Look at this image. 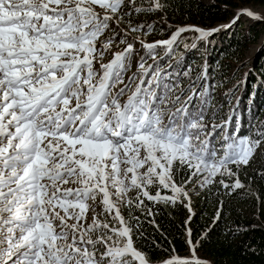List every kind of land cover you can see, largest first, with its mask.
<instances>
[{"label":"snow or ice","instance_id":"6c2138e0","mask_svg":"<svg viewBox=\"0 0 264 264\" xmlns=\"http://www.w3.org/2000/svg\"><path fill=\"white\" fill-rule=\"evenodd\" d=\"M171 8L170 0H0V264H216L199 255L203 240L190 227L183 256L173 248L153 260L134 236L146 239L145 221L159 230L160 205L186 209L187 226L199 189L255 195L240 174L264 156V121L240 135L235 94L249 78L254 94L264 90L251 55L264 51V34L248 50L255 36L245 32L228 53L234 66L221 62L214 83L206 68L185 69L177 48L181 34L207 42L241 15L264 22V9L203 27L167 24ZM157 14L171 35L148 42L158 24L147 18Z\"/></svg>","mask_w":264,"mask_h":264},{"label":"trees","instance_id":"16d2710c","mask_svg":"<svg viewBox=\"0 0 264 264\" xmlns=\"http://www.w3.org/2000/svg\"><path fill=\"white\" fill-rule=\"evenodd\" d=\"M170 3L172 8L167 12L166 19L167 24L173 26L185 24L215 26L226 22L238 8L264 7V0H170ZM225 3L229 4L228 11L224 9ZM242 18L248 19L247 16ZM248 21L249 24L244 31L241 30L244 24L239 19L230 28L213 34L209 41L196 44L195 48L181 47L184 43L193 44L190 36L179 38L177 52L184 54L182 66L187 69L190 65L194 70L193 75L206 68L211 82L219 80L221 62L229 65L234 62L228 53L235 54L245 32L249 36H255L251 45L254 43L258 45L260 42L264 22L253 19ZM148 22L152 21L148 20ZM159 27H163V31H160ZM169 32L167 25L159 24L157 31L148 37L164 38ZM251 45L245 44V49L249 50ZM196 56L204 60V66L199 64ZM166 61L169 62L163 60L162 63ZM252 64L256 69L264 71V67H261L264 65V51L255 54ZM256 83L255 79L249 78L242 85V89L235 94L240 98L241 125L238 129L240 135L249 134L253 126L264 121V90L257 88L254 94L253 85ZM250 99L254 102L249 103ZM261 165H264V156H258L253 164L240 174L243 183L247 185L251 182V190L255 195H246L239 190L233 195H224L222 186L219 187V192L213 187L210 191L199 189L193 193L192 207L195 215L187 226L184 224L188 217L186 209L171 206L165 208L163 205L156 207L154 210L159 214L155 219L160 228L156 230L145 221L143 228L146 239H136L134 236L136 247L149 252L153 260L167 256L173 248L183 256L187 252L185 231L186 227H190L193 231V239L203 240V246L198 249L200 256L212 259L216 264H264V180L258 176ZM179 178L178 176L177 179ZM223 179L225 182H230L227 176ZM221 202H223L222 208ZM217 209L221 211L218 220L215 219ZM135 214L140 215L139 212ZM123 215L127 218V209L123 210ZM237 230H240V234H229L230 231L236 233ZM153 240L156 242L155 245L152 244Z\"/></svg>","mask_w":264,"mask_h":264},{"label":"rangeland","instance_id":"374dc122","mask_svg":"<svg viewBox=\"0 0 264 264\" xmlns=\"http://www.w3.org/2000/svg\"><path fill=\"white\" fill-rule=\"evenodd\" d=\"M245 7L249 8L250 10L256 11V12H259V11H261L262 9H264V7H253V6H245ZM245 7H241V8H245ZM241 8H238V9H241ZM238 9H236V10H238ZM234 14H235V12L233 11L232 16H231L226 22H223V23H227V22H228V21L234 16ZM160 16H162V14H157V15H154V16H149V17H148V20H150V21H152V22H154V23H157L158 25H159V24H162V25L165 26V24H163V21L160 20ZM242 16H246V15H241L240 18H239V19L241 20V22L244 24V27L241 29L242 31H244V30H245V27L248 26V24H249V21H248V20H249V19H252V18L247 17L248 19H244V18H242ZM253 20H254V19H253ZM223 23H218V24H216L215 26H218V25L223 24ZM185 25H193V24H185ZM174 26H175V25H174ZM197 26H199V25H197ZM174 30H175V28L173 27L172 31H174ZM262 34H264V30L262 31ZM170 35H171V32H169L168 36H167V37H164V38H159V37H156V38H155V37H147V41H148V42H151V41H153V40H157V39H167ZM183 36H190L191 39H192V42L195 43V44H198V43L201 42L200 40L195 39L196 34L193 33V32H187V33L181 34V37H179V38H182ZM179 38H178V39H179ZM201 43H202V42H201ZM185 44H186V43L182 44L181 47H182V48H185ZM256 46H258L257 43L252 44V45L250 46L249 50H250L251 48H255ZM136 47L139 48L140 45L137 44ZM157 54H158L159 56L164 55V50L161 49ZM255 54H256L255 52H252V53H251L252 58L255 56ZM195 58H197V56H196ZM109 59H111V56H110V54L106 53V54L104 55V57H103V62H107V60H109ZM196 60L199 62V64H202L203 66L205 65L204 60L199 59V58H197ZM98 62H99V57H98ZM148 63H151V60H149ZM167 64H168V62L166 61L165 63H162V66H166ZM234 64H235V61L232 62V63H230L231 66H234ZM231 70H232V67L229 68V71H231ZM243 71H244V70L241 69V72H243ZM229 86H230V85L225 84V85L223 86V88L217 89V95L219 96V94L222 93L223 91H225ZM235 101H236V99H235V96H234V97L232 98V102L235 103ZM228 178H229V177H228ZM189 187H191V185H189ZM154 191H155V189H153V192H154ZM169 194H170V193H169ZM133 195H134V193H133Z\"/></svg>","mask_w":264,"mask_h":264},{"label":"water","instance_id":"95a60500","mask_svg":"<svg viewBox=\"0 0 264 264\" xmlns=\"http://www.w3.org/2000/svg\"><path fill=\"white\" fill-rule=\"evenodd\" d=\"M219 26V25H218Z\"/></svg>","mask_w":264,"mask_h":264}]
</instances>
